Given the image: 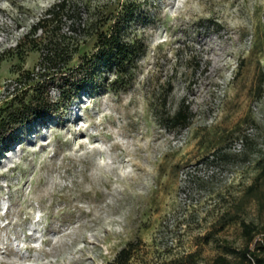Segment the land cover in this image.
Segmentation results:
<instances>
[{"label":"rangeland","instance_id":"374dc122","mask_svg":"<svg viewBox=\"0 0 264 264\" xmlns=\"http://www.w3.org/2000/svg\"><path fill=\"white\" fill-rule=\"evenodd\" d=\"M55 1L0 0V118L33 92L31 30ZM70 1L93 25L62 19L66 69L128 4L143 51L70 100L51 85L56 113L0 143V264H108L122 247L117 264H255L239 252L264 239V0Z\"/></svg>","mask_w":264,"mask_h":264},{"label":"trees","instance_id":"16d2710c","mask_svg":"<svg viewBox=\"0 0 264 264\" xmlns=\"http://www.w3.org/2000/svg\"><path fill=\"white\" fill-rule=\"evenodd\" d=\"M134 7L133 4L124 5L123 9L111 15L107 30L97 33L94 50L90 54L80 56L78 62L70 69H66L65 66L71 58L70 45L75 38L74 33L65 34L61 31L62 19L70 22L67 30L75 33L87 30L93 25V21L90 16L83 18L80 15L79 6L70 0H57L45 10L31 30L35 35V44L41 47L37 69L27 71V74H32L30 79L37 78L36 84L33 85V92L27 100L20 99L18 105L9 108L0 118V143L13 130L27 122L40 116L56 113L58 102L50 96L51 85L59 89L61 99L70 100L94 71L101 67H108L115 71L116 75H123L135 66L137 57L143 51V43L138 39L127 41L123 33L134 12ZM37 29L39 33H36ZM189 116L190 109L188 105L183 104L169 117V120L174 125H182L188 121ZM243 231L250 233L248 224L243 223ZM255 248L260 253L244 249L239 254H242V259L254 256L255 264H264V254L260 255L264 252V239L258 241ZM127 253L128 247H122L115 259L108 264H117L122 255ZM210 264L233 263L224 254H217Z\"/></svg>","mask_w":264,"mask_h":264}]
</instances>
